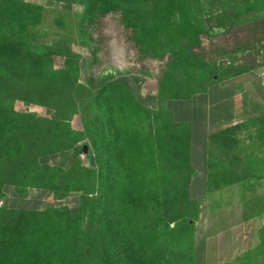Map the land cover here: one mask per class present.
I'll use <instances>...</instances> for the list:
<instances>
[{
	"label": "trees",
	"instance_id": "obj_1",
	"mask_svg": "<svg viewBox=\"0 0 264 264\" xmlns=\"http://www.w3.org/2000/svg\"><path fill=\"white\" fill-rule=\"evenodd\" d=\"M57 1L84 8L80 48L95 55L93 27L118 15L143 57L170 52L173 65L200 74L178 79L164 72L157 108L146 107L125 82L82 81L84 61L74 44L49 45L38 30L44 8L0 0V202L9 188L22 198L47 191L57 201L81 194L77 211L0 207V264H198L189 239L202 200L235 185L254 190L264 179V113L210 136L206 194L195 199L193 126L167 105L251 71L221 69L194 49L208 34L207 16H219L221 28L230 29L264 13V0ZM250 129L261 157L241 149L238 136ZM81 144L90 148V167L81 159L67 169L47 163ZM253 216L260 215L248 219Z\"/></svg>",
	"mask_w": 264,
	"mask_h": 264
},
{
	"label": "rangeland",
	"instance_id": "obj_2",
	"mask_svg": "<svg viewBox=\"0 0 264 264\" xmlns=\"http://www.w3.org/2000/svg\"><path fill=\"white\" fill-rule=\"evenodd\" d=\"M24 1L44 8L45 19L38 30L44 32L46 43H73L74 49L81 53L84 61L82 81L88 77L96 82L109 78L120 80L131 87L144 106L155 109L158 106V83L164 72L174 71L178 79L188 73L200 74L191 66L173 65L170 52L162 59L143 57L131 41L132 33L124 30L118 15L100 18L93 27L94 55L91 49H82L78 44V26L84 12L82 6L57 0ZM254 15L230 29L221 28L224 22L219 16H207L208 34L202 36L201 45L194 49L205 62L217 64L221 69L231 65L251 71L228 84L212 88L206 95L182 104L167 105L193 126L196 175L191 196L195 199L206 194L210 136L264 113V18H255L264 17V13ZM73 125L80 127L78 116L74 118ZM255 135L256 130L250 129L239 135L238 140L241 149L250 147L248 155L261 157L264 150H258L261 142H256ZM91 158L89 146L81 144L69 153L51 157L47 163L67 169L81 159L85 166L90 167ZM251 183L254 184V181ZM80 195L74 193L64 201H57L52 193L30 190L29 195L22 198L9 188L0 207L28 210L67 207L77 211ZM201 203L200 218L189 239L198 251V264H237L239 259L249 264H264V179L254 190L235 185L206 196ZM257 212H262L263 216L248 219Z\"/></svg>",
	"mask_w": 264,
	"mask_h": 264
},
{
	"label": "crops",
	"instance_id": "obj_3",
	"mask_svg": "<svg viewBox=\"0 0 264 264\" xmlns=\"http://www.w3.org/2000/svg\"><path fill=\"white\" fill-rule=\"evenodd\" d=\"M257 213H259V215H260V216H258V217L263 216V213H262V212H257ZM257 213H256V214H257ZM242 260H243V259H242ZM242 260L239 259V260L237 261V264H240V263L242 262ZM243 261H244V260H243ZM244 262H245V261H244ZM246 262H247V261H246Z\"/></svg>",
	"mask_w": 264,
	"mask_h": 264
},
{
	"label": "water",
	"instance_id": "obj_4",
	"mask_svg": "<svg viewBox=\"0 0 264 264\" xmlns=\"http://www.w3.org/2000/svg\"><path fill=\"white\" fill-rule=\"evenodd\" d=\"M41 35H44V32H42ZM85 148H86V147H85Z\"/></svg>",
	"mask_w": 264,
	"mask_h": 264
}]
</instances>
